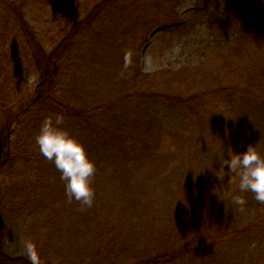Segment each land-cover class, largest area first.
Segmentation results:
<instances>
[{
  "label": "rangeland",
  "instance_id": "374dc122",
  "mask_svg": "<svg viewBox=\"0 0 264 264\" xmlns=\"http://www.w3.org/2000/svg\"><path fill=\"white\" fill-rule=\"evenodd\" d=\"M6 1L0 43L16 21ZM101 2L24 3L30 36L55 51L49 83H37L24 50L2 52L0 130L12 158L0 167V247L28 263L31 245L40 264H133L179 248L211 196L223 242L161 264H264V203L221 168L230 151L264 154V0H109L72 29ZM56 113L96 163L91 206L68 200L39 151L41 122Z\"/></svg>",
  "mask_w": 264,
  "mask_h": 264
},
{
  "label": "clouds",
  "instance_id": "9594fccd",
  "mask_svg": "<svg viewBox=\"0 0 264 264\" xmlns=\"http://www.w3.org/2000/svg\"><path fill=\"white\" fill-rule=\"evenodd\" d=\"M65 117L62 113L46 116L40 125L35 140L40 153L52 161L65 182V194L69 201L76 200L81 205L91 206L95 189L93 177L96 163L89 156L86 146L70 130L62 127ZM227 166L228 173L239 176L241 192L251 191L255 200L264 203V154L249 145L246 151L229 152V158L222 160L221 168ZM236 204L244 205L245 200L234 196ZM29 259L32 264H40L39 256L29 245Z\"/></svg>",
  "mask_w": 264,
  "mask_h": 264
},
{
  "label": "trees",
  "instance_id": "16d2710c",
  "mask_svg": "<svg viewBox=\"0 0 264 264\" xmlns=\"http://www.w3.org/2000/svg\"><path fill=\"white\" fill-rule=\"evenodd\" d=\"M26 1L27 0H8L6 1V3L2 4L4 7H7V9H9V7L11 6H14L15 14L13 15H15L16 21L15 23H13V26L8 27L7 32L5 31H4L5 33L3 32L4 40L2 43H0V46H2V49H3L0 51V72L4 71L6 69L5 67H7L8 65L7 62L2 60L4 56H6L7 54L4 53L3 55L2 52H8L9 49L12 47L18 48V49L25 51V57H28L30 59L33 58V60L35 61V64H36L35 67H37V70L39 73V76H37L38 77L37 83L42 86L43 84L49 83L51 81L50 74H55L57 72L58 63L56 62V59L54 57L55 51L47 52L45 49H43V46H41L40 40H38L35 35L30 36L31 32L29 30L30 28V26L28 25L29 22L24 15L25 11L23 9V7L25 6L24 3H26ZM108 1L109 0H103V2L97 3L96 6L91 8L90 11H88V13L85 14V16L82 19L75 22L72 29L81 27L86 23L89 24L91 21L95 20L97 14H99L101 10L105 8V6L108 4ZM33 33L34 32H32V34ZM33 48H38V49H35L34 54L32 52ZM11 62L12 61L10 57L9 63ZM6 78L11 82L12 79L8 77V74ZM166 97H167L166 98L167 100H170L173 102L174 101L181 102V103L190 102L194 98H195L194 100L198 99V97H195V96L192 97V99H189L187 97L185 98L182 96H177V95H166ZM118 101L119 100H116L115 102H118ZM106 105H111V104L110 102H105L104 105L101 104L100 105V108H102L101 110H103ZM62 107L64 108V106ZM60 111L61 109L58 110V112ZM61 112L63 113V111ZM89 113H91V111L88 112L82 109L71 108V109H68V112L66 114L69 116L72 115L75 117L79 116L82 118H87L89 116ZM0 131H1L0 135L3 136L0 139V167H1L4 163L5 165L8 164L9 161H11L12 157L10 153L5 150L6 148L5 146L8 141L9 135L5 134L4 128H2V130ZM207 200L209 201L206 204V210H207L206 214H203L198 226L193 231H191L190 236H188V238L185 241H183V243L181 244L179 248H173V247L165 248L163 251L156 253L150 258L141 259L140 261H137L136 263H133V264H161L167 260L180 258L183 255L185 256L188 254L192 255V252L200 250L201 247L206 244H208L206 246L208 247V246H211L210 244L212 243L220 244L221 241L223 242L224 240V236L222 235L223 233L217 234L218 230L216 231V225H214L213 221L210 220L209 218V215L211 217V212H212L210 208V205L212 206L211 196ZM15 261L16 262L23 261L24 263L26 262L27 264H32L31 260H30V263H28V261H26V259L24 258H19L18 260H15V259L12 260L8 258V256L5 254V252L0 247V264H9ZM23 262H20V263L24 264ZM129 264H132V263L129 262Z\"/></svg>",
  "mask_w": 264,
  "mask_h": 264
}]
</instances>
